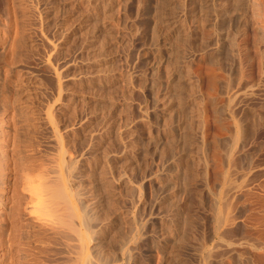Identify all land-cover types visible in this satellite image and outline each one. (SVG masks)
I'll return each mask as SVG.
<instances>
[{
    "label": "rangeland",
    "instance_id": "1",
    "mask_svg": "<svg viewBox=\"0 0 264 264\" xmlns=\"http://www.w3.org/2000/svg\"><path fill=\"white\" fill-rule=\"evenodd\" d=\"M49 1L50 0H0V50H1L0 51V59L2 60V61H0V129H1V132L3 133V135L5 134L6 130H8V129L10 130L11 134L12 133L14 134L13 136L15 138V144H17V145H15V149L19 150V151L22 149L21 150L22 152L20 151V153H18L19 151H16L18 153V156L16 153L17 158L19 157L20 159L21 158L24 159L26 157V159H24V160L28 161L30 159L29 161L30 162L32 161V164L34 163L33 161H35V163H34L35 165H37L38 163L41 162L42 164H45L44 166L43 165L42 166L44 168L46 167L45 169L47 170V172L50 171L48 173H51L52 171L55 172L56 169H58L60 167L59 168L60 170L56 171V172H58V175H56L57 174L56 172H55L56 173L55 175L56 176L60 175L61 178H63V180H65V182H69V184L72 186V187L70 186L71 190L74 188L72 190V192H73L72 201L74 203L73 206L75 205L74 209L78 206V208H76L75 215H74L75 216L74 219L76 218L74 220V223H75L74 225L78 226V227H75L76 230H78V233H81V235L84 234L83 236H81V235L80 236L81 237L86 236L84 238L87 239V241H88V237H89L88 234H90L89 233L90 229H91V231L93 229H95L94 230L95 232L98 231L97 229L100 226L99 225L101 223L100 221H104V219L107 218V221L109 220L110 222H112V221L115 222L114 226L116 228H118V229H116V232H118V233H116V232L115 233L120 235V238L125 237L124 234H128V231H130V233L135 231V233H136L137 231L140 232V230H142L143 228L144 229L142 232H140V233L137 232L136 234L141 235V236H145L146 233H143V232L147 231V235H148L149 234L148 230H151V231L153 230L152 233L154 235H156V234L158 235V232H161V233L167 232L169 234L170 233L173 234V237H175L176 235L179 236V234L184 233V230H182V229L185 226L184 224H186L187 218L192 219V217H193L195 220L197 219L196 220L197 222H199V223H197L194 220V226L197 225V228L195 227L196 229H194V231L196 232L197 230H199L195 233V236L198 234L199 236H196V237L203 236L202 237L203 239L199 238L200 240L201 239L202 240L200 241L198 239L199 240L198 241L195 238L193 240L187 239V237L185 235H183L182 238H180L181 236L180 237L176 236L177 238H173L174 239L173 242H174V245H175V243H177L179 245L176 244L177 246L175 245L174 247L175 248L177 247V249H179V250L182 249V251L180 250L181 253L179 250L176 249L175 252L177 251L176 252L177 254L175 253L173 255V253H170L172 255V256H170V254L168 253L166 255L167 260H168V258H170V260H168V262L166 261L165 256L161 257V262H162V264H166L165 261L167 262V264H169V263L171 264L172 262H174L175 264H178L177 260L178 259L180 260V258H181V261H183V263L186 261V264L187 263L188 264H192V263L196 264L197 263L196 262L197 259L195 258L196 254H195V256H193V255H194V252L198 253L199 250L201 249L200 247H202V246L199 244H202L204 242L205 244L208 245V247H212L218 241V237L214 234V230H213L214 229V227H213L214 226L213 215L215 216V213H214L215 212V205L219 204V206H221V205L223 206L224 203L221 204V202H227V203L232 202V204H233L234 201H237L239 203L234 202V207L232 209H230L233 212L232 214L235 216V219H236L235 223H237L238 226H240L242 224V220H244V219H247L250 221L252 219L254 220V218H252V217H255L257 220V216H259V215L253 216L252 213L254 211L256 213L258 212L257 214H260V216L258 217V222L260 224V219L264 217V214L261 215V212H264L263 211L264 205L262 203V202H264V196L263 197L261 196L262 199H261V197H259L260 199L258 198V195L260 196L261 194L262 195L264 194L263 193L264 192V125H263L264 121L263 122H261L262 120L258 121V123L259 122L262 123L261 124L262 126L260 125V123L256 124L259 127L261 126V128L257 127L255 129V131L258 129V131H257L258 133L255 131L253 133V135H255V137L251 136L250 139H249V137H248V139L247 138L245 139L244 137H238V139H235L233 141L232 134L238 129V122L233 121L232 117H235V115H236V117L239 118V116L243 113V110L245 112L247 109H248L247 110L248 112L253 113V114L255 113V116L257 115L256 111H257V113H258V111L264 112V69H263L264 58L259 57V53L264 47V45H263L264 44V36L262 37V40H261L259 38V31H258L259 26H262L264 28V0H257L259 2V6L256 9H254V12H253V10L252 11L250 10L249 6H247L249 13H248V18H247L246 29H245L244 33H240L236 37L237 43H242L243 41L246 42L247 49H248L247 51L249 52V56L252 58V60L245 63L239 69L237 56H234V57L227 56L225 62L222 63V65H221L222 68H220L218 71H216L217 76L219 78V82H218V85L216 86V88L214 90H211L212 91L211 94L214 95L213 102L208 101V98L205 95L206 90L208 92L210 90L206 89L207 88L206 82L201 79L204 75V72H203V74H201L202 77L200 79L202 80V82H201V80L198 81V87H197L198 93H196L197 91L195 90L196 92L194 91L195 93L194 92L193 93L196 96H194V95L193 96L195 98L197 96L199 97V98L197 97L196 100L202 99V100H198V101H202V102H200L201 103L200 108H202V109H200V112H201L200 117H199L200 119L199 118L196 119V121L194 122L195 123L194 126L197 124L196 125L197 127H195L196 133H197L196 128H198V131H201L203 134L201 132H199V134H196L194 132L193 143H192L194 145V146H192L193 148H190L189 146L187 147V145H189V144H188L187 139H186L187 138V136H186L187 130H184L185 129L184 127H186V129H187V126L184 125V123H186V122H183L184 116H186V110L184 108L176 107L177 110L174 111L175 108L173 110L171 109L172 112H171V110H168L167 111L168 114L165 113V115H163L164 117H166V119H165L163 116L157 117L155 115H151L150 113L154 107L152 105L150 106V104H146L144 102V99H141V98H143L142 96H144L143 95L144 92L139 91L141 89L139 88L140 86L138 87V85H139L138 83L141 80V73L140 72H142V70H143V67H141V64L143 62H145V64L148 63L147 62L148 58H147V54L145 53V46L142 44L139 46L136 44V41H135V38L137 37V35H136L137 31H138V29L140 30V27H141L139 25L140 23L135 25L134 24L135 22L134 23L131 22V20L134 19L133 21H135V19L138 16H140V12L143 13V11H142L143 8L141 7L142 5L140 4L141 2L139 3V2H137V0L134 1V3H135L134 11L130 15L131 20L129 19V21L131 22L130 23V29L127 30V28L125 27L124 19H123V13H122V9H121V0H115L114 5L115 4H117V5H115L112 9L108 8L109 6L107 5V0H103V1L102 0H62V2L64 1V3H62V6L64 7L66 5V8L65 7L63 8L62 13H56V14L51 11V7H50L51 4ZM194 1L195 0H193L192 2H194ZM215 1H218V0H215ZM220 1L222 2V0H219L218 3H220ZM244 1L245 0H243L242 2H244ZM105 2H106V5H105ZM187 3L189 5V7H186V9L191 10L193 5L190 3V0H187ZM63 4H65V5H63ZM246 5H247V3H246ZM64 9L66 10V12ZM67 13H68V15H67ZM69 13L71 16L69 15ZM109 13H111V15ZM136 13H138V14L136 15ZM63 14H66V15L63 16ZM61 15L63 18L61 17ZM53 16L56 18H54ZM67 17H68V19H67ZM73 17H75V18L73 19ZM142 17H143V15H142ZM76 18L77 19L79 18V19L77 20ZM65 19H67V21ZM70 21H72V22H70ZM73 21H76V22H73ZM63 22H67L69 25L71 23L73 25V27H72V25L68 26L69 29H71L70 35L72 37H69V39H67L65 41H64V39L62 40V38L60 37V36H62L61 34H63L62 32H64L63 28H60L63 25ZM80 22H82V23H80ZM193 22H194V20H192V18L190 16H188V23H190V25L193 26L194 25ZM58 25L59 26L61 25V26L59 27ZM138 26H140V27L137 28ZM143 27H144V25H143ZM143 27L140 30L141 32L143 30ZM135 28H137V29H135ZM59 31H61V32L59 33ZM130 32H132V34H133L132 36L130 35ZM223 32H224V29H223ZM128 33H129V35H128ZM109 34L112 35V37H110ZM223 37H224V34H223ZM70 39H71V41H70ZM222 40H223V38L220 39V41L218 43H216L210 47L216 46ZM133 41H134V43H133ZM127 42H129V44ZM223 43H225L224 40H223ZM126 45H128V46H126ZM2 46H4L5 48H3ZM7 47H9V49ZM2 49H3V51H2ZM5 52H6V54H3ZM198 57L199 56L195 57V59L192 62L191 67L194 71L193 74L196 72L197 75H200L199 73L202 72V69H203V71H205V69L203 66L204 65L203 62ZM3 59H5V60H3ZM261 60H262V65H260ZM145 64H144V66H145ZM202 66H203V68H201ZM98 67H100V68H98ZM207 68H209V67H207ZM237 69H239V70H237ZM198 70H199V72L197 73ZM237 71L240 72L239 78L237 76L239 72H237ZM124 72H126V74L130 73L128 75L129 76L131 75L130 81L132 80V84L134 85L133 87H131L132 84H130L131 82L129 81L130 85L128 84L129 88H127V86L124 82V79H123L124 78L123 76L126 75V74H124ZM236 72H237V74H236ZM114 75H116V76H114ZM68 76L69 77L75 76L74 78H77L78 82L80 81L81 83H83V84H81L79 82L80 85L82 86V92H83L82 95L84 94L83 96L80 95L78 97H75V96L69 94V90H65V88L67 86L68 87L66 89H68L69 86L71 87V85H72L66 81ZM118 76L120 77V79L118 78ZM65 77H66V79H65ZM83 77H84V79H83ZM107 77H109V78H107ZM111 77H112V79H111ZM139 77H140V80H139ZM80 78H81V80H80ZM109 80H110V82H109ZM111 80L112 81L115 80L117 82L118 91L116 90L117 88H115V86L112 84ZM133 81H134V83H133ZM65 83H66V85H65ZM18 85L20 87L22 86L21 87L22 91L25 93L24 94L25 96H27V97L29 96L28 98L25 97L24 95H23L24 96L23 97L21 94L19 95V93H17L18 89L16 90L15 88ZM13 86H14V89H12ZM5 87H6V89H5ZM83 87H85V88H83ZM124 87L126 88V90ZM119 88H120V92H123V93L119 92ZM132 88H133V90H132ZM83 89H85L86 91ZM113 90L114 91L116 90V91L114 92ZM127 90H129V91L127 92ZM200 90L202 91V93L204 95L200 92ZM14 91H16L15 93L17 95H15ZM84 91H85V93H84ZM109 92H111V93L109 94ZM199 92H200V94H199ZM208 92H206V94ZM92 93H94V94H92ZM115 93H117V94H115ZM126 94L128 96H125ZM13 95H15V96H13ZM90 95H92V96L90 97ZM17 96H19V98ZM201 96H203V97L201 98ZM72 97H74V98H72ZM80 97H82V98H80ZM16 98H18L19 100ZM76 98H78V100ZM111 98H113V99H111ZM127 98H128V100H127ZM24 99H27V100L25 101ZM80 99H82L83 101L85 100V101L82 102V100H80ZM139 99H141V102H143L142 104H141ZM108 100H109V102H108ZM209 100H211V99H209ZM127 101H128V103H127ZM13 102L14 103L18 102L19 104L15 103L13 105L12 104ZM64 102H66V103H64ZM91 102H92V104H91ZM111 102H113V103H111ZM70 103H71V105H70ZM114 103L119 105V106L116 107L117 105L116 106L112 105ZM144 103L146 106L148 105L147 106L148 110H149V108H151V110L148 111L146 106L144 105ZM68 104H69V106H68ZM93 104H94V106L92 107ZM57 105L59 108H57ZM110 107L113 108V109L111 108L112 111L113 110H115V111L112 112L111 109H109ZM141 107H143L144 110L141 109ZM20 108H21V110H20ZM115 108L118 110H116ZM121 108H123V110H125V111H123ZM241 108L242 109L244 108V109L240 111ZM251 108L253 109V112H251L252 111ZM61 109H62V111H61ZM178 109H181V110H178ZM237 109L239 111V112L237 111L238 115L236 114ZM262 109H263V111H262ZM17 110H19V112L22 111L21 114ZM55 110L57 111L56 112L57 115L55 114ZM121 110H122V112H120ZM145 110H147L148 113ZM220 110H221V112H223V113H221L222 116L224 117L223 120L222 119L219 120V118L217 119L218 112H220ZM176 111H177V113H175ZM183 111H184V113H182ZM60 112H61V114H60ZM141 112H143L142 116L144 115L145 118L147 115L150 116L147 118L148 120L146 119V121H145L147 124L144 123L145 119H143L144 117L142 118V116L140 114ZM246 112L243 113L242 115L244 116V114H246ZM248 112H247V114H249ZM22 113H23V115H22ZM170 113H171V115H170ZM113 114H119L116 116L120 117V124H119L118 135H117V138H118L120 143L118 142V140H117V142L119 144L118 143L116 144V141L113 139L114 137H113L112 133L110 132L111 124H112L113 118L115 117V115H113ZM180 114H181V116H180ZM253 114H251V115H253ZM110 115H112V116H110ZM169 115L171 117H172V115H175V118L172 119L173 118L172 117L170 119ZM176 116L178 118H176ZM215 116H217V117H215ZM154 117H156V119H158V118L159 119L158 120L155 119L156 121L154 120V122L150 121V120L154 119ZM61 118H64V119L66 118L65 119L66 121L67 120L69 121L70 120L69 118H71V120H70L71 122L67 121V123L69 124L67 127L64 128L60 125V124H62V122H60V121L64 120ZM48 119H50V120H48ZM161 119H163L165 121V122L163 121L164 123H162V124L160 123ZM182 119H183V121H182ZM110 120H111V122H109ZM221 120H222V122H221ZM50 121L52 124L50 123ZM148 121H150V122H148ZM108 122H109V124H108ZM161 122H162V120H161ZM47 123H48V125H47ZM54 123H56V125ZM122 123L124 126H122ZM151 123H153V124L157 123V125H153ZM166 123H167V125H166ZM152 125L156 126V127L158 125L159 126L156 128V127H153ZM14 126H16L17 128H15ZM24 127H26V128H24ZM61 128L62 129L64 128V129L62 130ZM12 129H14V130H12ZM128 129H129V131H128ZM149 129H151V130H149ZM30 130H33V131L31 132ZM3 131H5V132H3ZM51 131H53V132H51ZM54 131H56V133ZM64 131H65V135H64ZM176 131H177V133H176ZM230 131H232L233 133L231 134ZM29 132H31L32 134L31 133L29 134ZM74 132H75V134H74ZM124 132L127 134H125ZM156 132H158L162 138H160V136ZM204 132L207 135H204ZM183 133H185V134H183ZM18 134H20V136ZM102 134H103V136H102ZM67 135H69V136H67ZM126 135H128V136H126ZM153 135L154 136L158 135V136L154 137ZM201 135L202 136L204 135L203 138H201ZM213 135L215 138H217V140L212 141L214 139V137H212ZM230 135H231V137H230ZM78 136H80V137H78ZM194 136L196 139L194 138ZM19 137H22V138H19ZM103 137H106V138H103ZM252 137L255 138V140L252 139ZM82 138H84V139H82ZM108 138H109V140H108ZM240 138L245 139V140L243 139V143H242ZM21 139H23L22 141H24V142H22ZM54 139L57 141V143H55L56 141ZM112 139L114 140V142H112L113 141ZM229 139H232V140H229ZM151 140L154 141V145L157 143L156 147L153 146ZM156 140H158L160 142L155 143ZM171 140H173V141L171 142ZM226 140L228 142H230V144L228 142H224ZM16 141H17V143H16ZM71 141H73L74 143ZM168 141H169V143L167 144ZM217 141L218 142L222 141V142L217 143ZM161 142H162V147H161ZM213 142L215 143V146H214ZM125 143L128 145H126ZM224 143H225V145H224ZM226 143H228L230 146ZM233 143L234 144L236 143L235 146L233 145ZM238 143H240L242 145L240 146V144H238ZM21 144L25 147L21 146ZM26 144H28L30 146H28ZM91 144H93V145H91ZM196 144L201 146V150L204 149V151H202V153L200 152V150H199V153H197V155H199L201 157L200 158L201 165L204 163L202 166L200 165V167L198 169L202 168V171L200 170V172H203V173L206 172V173L205 174L201 173L202 177L199 179H197L196 178L197 176H196L195 178L197 180L193 179V180H195L194 182H197L196 186H195L194 182H191V184L189 182H187L188 180H187V174H186L185 168H187V166H188L187 164L190 163L189 162V159L191 157V156H189V153H191L190 150L196 149V148H194L196 146ZM203 144H205V145H203ZM142 145L144 146V148L141 147ZM166 145H168V146H166ZM217 145L218 146L220 145L219 148L222 147V149H219L218 147H216ZM145 146H146V148H145ZM159 146H160V149H159ZM223 146H224V148H223ZM228 146L234 147V148L231 150L232 152H231L230 157L227 158V156L225 155V153L227 151H224V149H226V150L229 149ZM106 147H108V148H106ZM124 147H125V149H123ZM205 147H206V152H205ZM210 147H212V148H210ZM236 147H237V149H236ZM19 148H21V149H19ZM37 148H38V150L40 149V152H38ZM64 148H65V151H64ZM2 149L0 148V151ZM24 149L25 150L27 149V150L24 151ZM29 149H31V150L33 149V150L31 151ZM34 149H35V151H34ZM152 149H153V151L151 152ZM216 149H219V150H216ZM165 150H166V153H165ZM215 150H216V153L212 152ZM220 150L221 151L223 150V151L220 152ZM127 151H128V153H127ZM147 151H148V153H147ZM194 151H192L193 152L192 154L195 153V155H196V152H194ZM33 152H35V153H33ZM97 152L99 153V156H98ZM217 152H219L223 155V156H221V155L217 156V158H219V159L214 158V157H216L214 154L217 155L218 154ZM53 153H55V154H53ZM56 153H57L58 157L56 156ZM106 153H108V154L110 153V154L106 155ZM149 153H151V154H149ZM39 154L41 155V157ZM100 154H102V155H100ZM129 154L131 157H134V159H135V161H134L135 164H132L133 166H129L127 164V162H125V161H127V159H129ZM143 154H145V155H143ZM192 154H190V155H192ZM205 154L207 156H204ZM21 155L24 157H22ZM232 155H233V157H232ZM1 156L2 155H0V157ZM210 156H213V158ZM224 156H226V157H224ZM27 157H30V158L27 159ZM97 157L100 160H98ZM102 157H103L104 161H101ZM187 157H189V158H187ZM208 157H209V159H208ZM220 157H221V160H220ZM35 158H36V160H34ZM38 158H41V160H43V159L44 160L47 159V160L41 161ZM51 158H53L56 162ZM61 158H62V161H60ZM225 158H227V159H225ZM37 159L40 161H38ZM66 159H67V161H66ZM191 159H192V157H191ZM202 159H203V161H202ZM231 159H233V161ZM17 160H19V159H17ZM50 161H51V163H50ZM69 161H71V162L73 161L72 162L73 164L71 162L69 163ZM102 162L105 164H103ZM17 163H19V161H17ZM64 163H65V165H64ZM118 163L120 165H122V164L124 165V166L122 165L123 166L122 171H124V172H121V173L123 175L122 176L123 182L124 181L125 182L121 183V185L118 184L115 173L110 172V171H115L116 167L120 166V165L115 166ZM214 163H215V165H214ZM49 164H50V166H49ZM95 164H96V167H95ZM99 164H100V166H99ZM139 165H140V167H139ZM204 165H206V167H204ZM51 166H52V169H51ZM85 166H86V168H85ZM67 167H69V168H67ZM221 167H222L223 171H224V169H226L228 171V173H229L228 177L231 178L232 183H229L230 181H228V182L225 181L226 183L222 184V181L221 182L218 181V179L221 177L220 176V170H221L220 168ZM53 168L54 169L56 168V169L54 170ZM65 168H66V171H65ZM129 169L132 171H130ZM8 170H7V168L6 169L0 168V178L3 177V175H6V174L12 175V173H14L13 175L16 176V177L14 176L15 179L16 180L18 179L19 181L18 180L17 181H18V183H20L21 179H20L19 174L17 173L18 168L16 167V169H14L16 171H14V170H10V167H9ZM125 170H126V172H125ZM63 171H65V172H63ZM99 171H100V173H99ZM143 171H144V173H143ZM217 172H218V174H217ZM91 173L93 176L90 175ZM51 174H53V173H51ZM88 174L90 176L89 179H92L94 176H96V177H94V179L90 180V183L92 184V182H93V185L98 183L94 187L92 185H91L92 187L90 186L89 179L87 176ZM201 174H199L198 177H200ZM69 175H70V177H69ZM97 175H98V179L100 181L97 179ZM217 175H219V176H217ZM75 176H77V178H75ZM131 176H132V178H131ZM168 176H171V177H168ZM148 178H150V179H148ZM145 179H147V180H145ZM170 179H171V181H170ZM184 179H186V180L184 181ZM70 180H71V182L73 181L75 183H73V182L71 183ZM84 180L86 182H84ZM153 180H154V182H153ZM99 182H101V183H99ZM129 182H131V183H129ZM160 182H165V183H167L168 186L165 183L164 184L166 186ZM168 182L170 185L168 184ZM142 183H144L145 185ZM147 183L148 184L151 183L152 185L151 184L148 185ZM88 184H89V186H87ZM186 184H188L189 187H186V186H188ZM227 184L229 185V187H227L228 186ZM238 184L241 185L240 188H242V189H240L239 186L238 187L236 186ZM251 184L254 185L255 188ZM190 185H193L195 187H197V185H198V187H197L198 189L193 187V186H190ZM255 185L258 187H256ZM75 186H76V188H75ZM170 186H172V187L175 186L174 188L171 187L173 189V192H172ZM234 186H236L235 188H237V190L238 189L239 190L237 191L236 189H234ZM1 187L2 186L0 184V189H1ZM101 187L102 188L105 187V189H102ZM151 187H152V190L155 189L154 190L155 192L151 190ZM245 187L247 190L243 189ZM251 187L254 189H252ZM95 188H97V190ZM169 188H170V190H169ZM194 188L196 189V191H194ZM199 188L200 189L202 188L200 193H199ZM224 188L226 191L223 190ZM75 189L77 190V193H76ZM118 189H120V190H118ZM187 189H189V190H187ZM192 189H193V191H192ZM248 189L249 190L251 189L254 193L259 192L260 194L255 193L257 195L256 197H254L255 195L253 196V194H251L253 196V198H256V199H252L251 198L252 196L250 195L251 192H249ZM68 190L70 191V189H68ZM207 190H209V193H207L208 192ZM210 190H212V191L214 190V191L212 192ZM107 191L111 196L107 193ZM219 191H220V193H219ZM232 191L234 193V196H232L233 195ZM234 191H236V193ZM246 191H248V192H246ZM74 192L76 194H74ZM103 192H104V194H103ZM139 192L141 193L140 195H139ZM147 192L153 193V195L149 193L152 196V200H151V197H149ZM191 192H193V195ZM196 192L199 193V195ZM215 192H218V196L216 195L217 193H215ZM245 192L248 193V196H251V197L246 198V199L242 198L243 196L245 197V194H244ZM78 193H80V194H78ZM97 193L98 194L100 193L101 196L98 195ZM112 193L115 195H113ZM212 193H214V194H212ZM240 194H242L241 199H244V201L241 199H240L241 201L236 199L237 196H235V195H240ZM79 195H81V196H79ZM191 195L194 198H192ZM74 196L76 197V199ZM146 196L149 198H147ZM200 196L202 197V200H201ZM213 196L217 200V201L215 200L216 202L214 201ZM65 197H69V195L65 196ZM90 197H91V200H93V198H94L93 201H95L97 203L96 204L97 207L92 206V208H91L89 206H86V209L88 208L86 210L85 206L83 207L82 205H85V204L87 205V202L90 203L91 200L90 199L87 200ZM195 197H197L196 200L198 199L197 200L198 202L195 200ZM199 197H200V199H199ZM218 198H219V200H218ZM59 199L66 200V199H64V196L62 198L60 197ZM77 199L79 200V202H76V201H78ZM247 199L251 200V202H249ZM200 200L203 201V203H200L201 202ZM259 200H261V201L263 200V201L259 202ZM66 201L63 204V203H61L62 201L60 202V200H59L58 201L59 206L62 208L63 207L65 208L66 207ZM81 201L82 202L84 201V202L82 203ZM245 201L249 202L250 204L245 203ZM243 202L245 203V206L243 205L244 204ZM257 202H259V203H257ZM2 204H5V205H2ZM2 204L0 203V211L3 210L2 211L3 213H2V215L0 214V216L7 214V211H9V208H7V207L10 206L9 204H11V203L10 202L4 203L2 201ZM200 204H202V206ZM238 204H239V206H238ZM246 204L247 205L249 204V207H247ZM158 205H159V207H158ZM240 205H242L241 207H243V208H241ZM250 205H253L255 207H253V206L250 207ZM258 205H259V207H258ZM262 205H263V207H261ZM154 206H157V207H154ZM235 206H237V207H235ZM256 206L258 207L257 209H256ZM245 207H247V208H245ZM246 209H247V211H249L248 209L253 210V211H249V215L248 214L246 215V213H248L247 211H245ZM258 209L259 210L262 209V211H260V213H259ZM91 211H93V212H91ZM250 212H252V213L250 214ZM256 213H253V214H256ZM85 215H86V217H84ZM111 215H112V217H111ZM28 217L29 216L26 214L25 215H23V214L19 215L18 218L16 219V221H18L17 222L18 227L16 226L17 228L13 231L14 234L11 233L10 235H6L5 241H7V242H4V244L2 243V245H0V253L1 254H2V252L4 253L5 251H8V253L5 252V253H7L6 259H4L3 257L0 258V264H74V262H76V264H79V263L81 264V262H79V261H81V258L79 257L80 260L77 259L78 258L77 254L81 255V251L78 250V248L75 249V247L77 245H75V246L71 245L70 246V243L72 244L73 241H75V239L73 241H71L72 236L69 235L71 233L73 234V232L69 231L68 228L67 229L65 228V231L68 230L71 233L68 232L66 234V232H65L66 235H63L64 233H60V232H64L62 229H64L65 225H63V226H61L62 228L60 227L61 231L59 230L60 232L58 231L59 232V234H58L57 233L58 229L54 231V229L52 230L48 226H45L44 229L41 226H40L41 227L40 228L39 226H36L37 223L35 225L33 223V221L29 220L30 217L29 218ZM77 217H79V218H77ZM104 217H106V218H104ZM154 218L155 219L157 218L156 220L161 222V223H159L160 226H157V228L155 227L156 228L155 230L151 227V222H152L151 220H153ZM25 220L27 222L29 221V223H27ZM116 220H117V222H116ZM261 221H262L261 223L263 224L264 220L261 219ZM251 222H253V221H251ZM25 223L28 225L26 226ZM31 223H33V224H31ZM83 223H84V225L87 224V227L89 228V230L87 227H86L87 229L85 228ZM182 223H183V225H182ZM164 224H165V226H163ZM259 224H258L257 232L255 231V229H254V232H252L253 229L250 230V235H249L250 237L252 235H255L252 237H256L255 233L258 234L260 231L259 226L261 227V229H262V227H264V225L261 224L262 225L261 226ZM133 225H135V227ZM181 225L183 227H181ZM30 226H31V228L35 227V228H33L34 230L33 229L31 230ZM131 226H133V229ZM140 226L142 227L141 229L139 228ZM47 227H48V229H47L48 231L46 232ZM119 227H121V228H119ZM136 228H138L137 231L134 230ZM150 228H152V229H150ZM161 228H162V231H161ZM166 228H169V230ZM82 229H83V231H82ZM84 229H86L87 232ZM131 229H132V231H131ZM170 229H171V231H170ZM49 230L51 232H49ZM79 230H80V232H79ZM163 230H165V231H163ZM177 230L178 231L181 230V231H179L181 233L178 232L179 233L178 234ZM262 230H264V229H262ZM36 231H37V233H36ZM83 232H85V233H83ZM92 233L93 232H91V234ZM141 233H143V234H141ZM152 233H150V234H152ZM12 234L15 237H13ZM85 234H87V235H85ZM201 234H204V235H201ZM38 235L39 236L41 235V236L38 237ZM121 235H122V237H121ZM78 236H79V234H78ZM7 238L8 239L11 238V239L7 240ZM12 238H13V240H12ZM74 238L77 239L79 237H76L74 235ZM84 238H81L80 240H84L85 244L86 243L88 244L89 241L87 242ZM118 239H119V237H118ZM80 240L78 241L79 243H80ZM205 240L208 242H206ZM68 241H70V242H68ZM67 242H68V244H67ZM178 242H180V243H178ZM135 243L137 245L139 244L138 241L137 242L135 241ZM9 244H11V245H9ZM74 244H77V241H76V243H73V245ZM85 244H82V245H85ZM210 244H212V246H209ZM137 245L134 244V241H133V243L132 242L129 243V246H131L130 248H132V251H130V248H129L130 254L132 253L134 255L133 257H131V258H133L131 260H133V261L136 260L135 262H137V264H138V262H140V259H141V262L143 264H145V263L147 264L148 258L150 259L149 264H151V263L153 264L154 260L151 261V257H154L152 259H155L157 257H158L157 259H160L159 256H157L158 254L156 252H151L152 249L150 248L149 245H147V246H145L146 248L143 246L145 248L144 251H148V252H150V254L147 252V254H148V257H147V256H145L146 252H144L145 255H143L144 254L143 252L142 253L140 252L138 255L139 256L141 255L142 257L140 256L141 258H139V256H138V258H139V261H138V258L135 255H137L136 253L141 251L143 249V247L140 246V244L138 246ZM69 246L71 248L74 247V249L73 248L72 249L74 251L78 250L79 252L76 254V251L75 252L73 250L70 251ZM136 246H137V248H139V247H142V248H139V250H138L136 248ZM77 247H79V246H77ZM80 247H83V246H80ZM134 248H135V250H133ZM99 249H100V251H99ZM116 249L114 247H112L109 243L108 244L104 243V245L100 244L98 246L97 251L94 250L93 252H91L88 249L87 250H88V252L93 253V254L89 253L90 255L95 256V258L98 257L97 260H99L98 261L99 263H100L101 259L105 258V260L107 259L106 261H109L110 258L112 260L114 258L115 259L114 263L125 264L127 262L126 264H130L131 262L128 263V261H126V259L124 260L123 257L121 258V256L119 255L120 253L118 252L119 250L115 251ZM187 249H188V252H187ZM24 250L26 251V253ZM95 251H96V253H95ZM69 252H70V254H69ZM191 252H193L192 257L196 260L192 259L191 255H190ZM74 253H75V255H73ZM100 253H102V255ZM1 254H0V257L2 256ZM151 254H152V256L150 257ZM153 254H154V256H153ZM99 255H101V257ZM107 255H108V257H107ZM111 255H112V257H111ZM155 255H156V257H155ZM74 256L77 258H75ZM143 256H145V257H143ZM180 256H182V257H180ZM184 256H186L187 258L182 259ZM188 256H190V257H188ZM243 256L240 258V260L244 261L245 256H244V259H243ZM118 257H119V259H118ZM95 258H94V260L97 261ZM143 258H144V262H143ZM145 258H147V259H145ZM188 258H190V260ZM232 258H233V260L238 259L236 257V255L231 256L229 259L232 260ZM75 259L78 261H76ZM117 259H118V261L116 262ZM171 259H174L177 262H175ZM231 260H230V262H231ZM72 261H74V262L71 263ZM155 262L156 261H154V264L157 263V262L156 263ZM161 262H159V263L161 264ZM214 262H213V264H214ZM159 263H157V264H159ZM82 264H83V261H82ZM132 264H135V263L133 262Z\"/></svg>",
    "mask_w": 264,
    "mask_h": 264
},
{
    "label": "bare ground",
    "instance_id": "2",
    "mask_svg": "<svg viewBox=\"0 0 264 264\" xmlns=\"http://www.w3.org/2000/svg\"><path fill=\"white\" fill-rule=\"evenodd\" d=\"M103 1V0H102ZM115 0H107V5L109 6L108 8H110V9H112L115 5H117V4H115L114 5V2ZM134 1H136V0H121V9H122V13H123V19H124V23H125V27L127 28V30H129L130 29V23L131 22H135L134 24L136 25V24H139L140 26H138L137 28H139L140 27V30L142 29V27H143V25H144V27H143V30H142V32L138 29V31H137V37L135 38V41H136V44L137 45H144L145 46V53L147 54V62L148 63H146L145 64V62H143L142 64H141V67H143V70H142V72H140L141 73V80H140V77H139V85H138V87L141 89V90H139V91H141V92H144L143 93V95L144 96H142L143 98H141V99H144V102L146 103V104H150V106L152 105L154 108L152 109V111H151V115H155V116H157V117H161V116H163V115H165V113L166 114H168L167 113V111L168 110H173L174 108V111L175 110H177V108L176 107H182V108H184L185 110H186V116H184V121H183V119H182V121L183 122H186V123H184V125L185 126H187V129H186V127H184L183 129L184 130H187V134H186V136H187V142H188V144L189 145H187V147L189 146L190 148H193L192 146H194L192 143H193V135H194V132H195V127H197L196 125L194 126V122L196 121V119H198L199 117H200V114H201V112H200V109H202V108H200V102H202V101H198V100H202V99H198V100H196L197 99V97L195 98L194 96H196V95H194V93L198 90L197 89V87H198V81L199 80H204L205 82H206V86H207V88L206 89H208V90H210L209 92L206 90V92H208L207 94H206V92H205V95H206V97L208 98V101H212L213 102V100H214V95L213 94H211L212 93V91L211 90H214L215 88H216V86L218 85V82H219V78H218V76H217V72L216 71H218L220 68H222V63H224L225 62V60H226V58H227V56H231V57H234V56H237V60H238V68L240 69V67H242L245 63H247V62H249V61H251L252 60V58L249 56V52L247 51L248 49H247V44H246V42L245 41H243L242 43H237V41H236V37H237V35L238 34H240V33H244V31H245V29H246V25H247V18H248V9H247V6H249V8H250V10L252 11L253 10V12H254V9H256L258 6H259V2L257 1V0H245L244 2H242L243 0H222V2L220 1V3H218V1H215V0H195L194 2H192L193 0H190V3L193 5V7L191 8V10L189 9H186V7H189V5H188V3H187V0H137V2H141L140 4L142 5L141 7L143 8L142 9V11H143V13H141L140 12V16H138L136 19H135V21H133V20H131V17H130V15L132 14V12L134 11V5H135V3H134ZM247 1V2H246ZM50 2V7H51V11L53 12V13H62L63 12V8L65 7L66 8V5L65 4H63V5H65L64 7L62 6V3H64V1L62 2V0H50L49 1ZM218 3V4H217ZM246 3H247V5H246ZM105 5H106V2H105ZM104 5V6H105ZM246 5V6H245ZM117 7V6H116ZM65 10V9H64ZM50 12V11H49ZM65 12H66V10H65ZM64 12V13H65ZM72 12V11H71ZM108 12V11H107ZM73 13V12H72ZM71 13V14H72ZM110 15H111V13H109ZM113 14V13H112ZM138 13H136V15H137ZM254 14V13H253ZM66 14H63V16H65ZM67 15H68V13H67ZM69 15H70V13H69ZM142 15H143V17H142ZM71 16V15H70ZM76 16V15H75ZM114 16V15H113ZM188 16H190L191 18H192V20H194V25L192 26V25H190V23H188ZM54 17V16H53ZM58 17V16H57ZM61 17H62V15H61ZM77 17V16H76ZM54 18H56V17H54ZM63 18V17H62ZM65 18V17H64ZM75 17H73V19H74ZM67 19H68V17H67ZM67 19H65L66 21H67ZM71 19V18H70ZM77 19V18H76ZM79 19V18H78ZM77 19V20H78ZM129 19L131 20V22L129 21ZM61 20V19H60ZM72 20V19H71ZM63 21V20H62ZM69 21V20H68ZM61 22V21H60ZM70 22H72V21H70ZM73 22H76V21H73ZM62 23V22H61ZM78 23V22H77ZM80 23H82V22H80ZM79 23V24H80ZM67 22H63V25L60 27L59 25V27L60 28H63V31L64 32H62L63 34H61L62 36H60L61 38H62V40L64 39V41L65 40H67V39H69V37H72L71 35H70V31H71V29H69V27L68 26H71L72 24L70 23V25L68 24ZM133 24V25H134ZM58 27V28H59ZM72 27H73V25H72ZM79 27V26H78ZM136 27V26H135ZM137 28H135V29H137ZM79 29V28H78ZM223 29H224V32H223ZM81 30V29H80ZM62 31V30H61ZM61 31H59V33L61 32ZM258 31H259V38L262 40V37L264 36V28L262 27V26H259L258 27ZM129 32V31H128ZM73 33V32H72ZM76 33V32H75ZM134 33V32H133ZM136 33V32H135ZM223 34H224V37H223ZM73 35V34H72ZM110 35V34H109ZM128 35H129V33H128ZM130 35L132 36L133 34H132V32H130ZM108 37V36H107ZM110 37H112V35H110ZM59 38V37H58ZM109 38V37H108ZM129 38V37H128ZM223 38V40H224V42L225 43H223V40L219 43V44H217L216 46H214V47H210V46H212V45H214V44H216V43H218L219 41H220V39H222ZM111 40V39H110ZM59 41V40H58ZM57 41V42H58ZM70 41H71V39H70ZM60 42V41H59ZM128 44H129V42H127ZM126 43V44H127ZM133 43H134V41H133ZM9 44V43H8ZM62 44V43H61ZM64 44V43H63ZM67 44V43H66ZM59 45V44H58ZM264 45V44H263ZM61 46V45H60ZM126 46H128V45H126ZM136 46V45H135ZM3 48H5L4 46H2ZM62 47V46H61ZM8 49H9V47H7ZM61 49V48H60ZM7 50V49H6ZM1 51V50H0ZM2 51H3V49H2ZM5 51V50H4ZM2 54V53H1ZM3 54H6V52L5 53H3ZM196 56H199L198 58H200V60L203 62V66H204V69H205V71H203V69H202V72L201 73H199L200 75H197L196 74V72L193 74V69H192V67H191V65H192V62H193V60L195 59V57ZM259 57L260 58H264V47H263V49L260 51V53H259ZM2 58V57H1ZM3 60H5V59H3ZM0 61H2L1 59H0ZM144 64H145V66H144ZM260 65H262V60H261V64ZM203 66L201 67V68H203ZM101 67V66H100ZM100 67H98V68H100ZM109 67V66H108ZM207 67H209V68H207ZM105 68V67H104ZM108 69V68H107ZM239 69H237V70H239ZM263 69H264V64H263ZM2 70V69H1ZM201 70V69H200ZM100 71V70H99ZM107 71V70H106ZM199 72V70L197 71V73ZM203 72H204V75H203V77H202V75L201 74H203ZM237 72H239V71H237ZM237 72H236V74H237ZM106 73V72H105ZM78 74V73H77ZM110 74V73H109ZM115 74V73H114ZM124 74H126V72H124ZM128 74H130V73H127L125 76H121L123 79H124V82H125V84H126V86H127V88H129V86H128V84H129V81H130V76L128 75ZM196 74V75H195ZM5 75V74H4ZM74 75V74H73ZM106 75V74H105ZM119 75V74H118ZM140 75V74H139ZM240 75V72L238 73V78L240 77L239 76ZM114 76H116V75H114ZM196 76V77H195ZM5 77V76H4ZM75 77V76H74ZM74 77H69L68 76V78H67V82L68 83H70V84H72L71 85V87L69 86V88L68 89H66L65 88V90H69V94H71V95H73V96H75V97H78V96H80V95H82V86L80 85V83L77 81V78H74ZM202 77V78H201ZM107 78H109V77H107ZM114 78V77H113ZM118 78L120 79V77L118 76ZM132 78V77H131ZM193 78V79H192ZM201 78V79H200ZM65 79H66V77H65ZM83 79H84V77H83ZM86 79V78H85ZM111 79H112V77H111ZM116 79V78H115ZM80 80H81V78H80ZM202 80H201V82H202ZM16 81V80H15ZM19 81V80H18ZM65 81V82H66ZM112 81V80H111ZM79 84H78V83ZM109 82H110V80H109ZM119 82V81H118ZM123 82V83H124ZM131 83L130 84H132V80L130 81ZM11 83V82H10ZM24 83V82H23ZM107 83V82H106ZM133 83H134V81H133ZM22 84V83H21ZM26 84V83H25ZM24 84V85H25ZM81 84H83V83H81ZM97 84V83H96ZM112 84L115 86V88H117L118 86H117V82L115 81V80H113L112 81ZM129 84V85H130ZM65 85H66V83H65ZM95 85V84H94ZM122 85V84H121ZM85 86V85H84ZM112 86V85H111ZM125 86V87H126ZM134 85L132 84V86L131 87H133ZM22 87V86H21ZM19 85L18 86H16V90L18 89V91H17V93H19V95L21 94L22 96L25 94L23 91H22V88H21ZM124 87V88H125ZM83 88H85V87H83ZM113 88V87H112ZM5 89H6V87H5ZM12 89H14V86H13V88ZM27 89V88H26ZM25 89V90H26ZM111 89V88H110ZM4 90V89H3ZM83 90H85V89H83ZM117 91H118V88L116 89ZM115 90V91H116ZM125 90H126V88H125ZM124 90V91H125ZM130 90V89H129ZM129 90H127V92L129 91ZM132 90H133V88H132ZM131 90V91H132ZM196 90V91H195ZM7 91V90H6ZM10 91V90H9ZM86 91V90H85ZM85 91H84V93H85ZM93 91V90H92ZM91 91V92H92ZM111 91V90H110ZM114 91V90H113ZM114 91V92H115ZM195 91V92H194ZM16 91H14V93H15ZM26 92V91H25ZM119 92H120V88H119ZM194 92V93H193ZM200 92L202 93V91L200 90ZM200 92H199V94H200ZM111 92H109V94H110ZM118 93V92H117ZM117 93H115V94H117ZM120 93H123V92H120ZM193 93V94H192ZM196 93H198V91L196 92ZM27 94V93H26ZM89 94V93H88ZM87 94V95H88ZM92 94H94V93H92ZM114 94V95H115ZM203 94V93H202ZM201 94V95H202ZM9 95V94H8ZM7 95V96H8ZM15 95H17L16 93H15ZM15 95H13V96H15ZM28 95V94H27ZM67 95V94H66ZM84 95V94H83ZM82 95V96H83ZM123 95V94H122ZM194 95V96H193ZM204 95V94H203ZM25 96V95H24ZM23 96V97H24ZM92 95H90V97H91ZM110 96V95H109ZM125 96H128L127 94L125 95ZM18 98H19V96H17ZM25 97H27V96H25ZM29 97V96H28ZM27 97V98H28ZM66 97V96H65ZM71 97V96H70ZM203 96H201V98H202ZM15 98V97H14ZM18 98H16V99H18ZM21 98V97H20ZM72 98H74V97H72ZM80 98H82V97H80ZM85 98V97H84ZM89 98V97H88ZM126 98V97H125ZM199 98V97H198ZM77 100H78V98H76ZM111 99H113V98H111ZM124 99V98H123ZM141 99H139L140 100V102H141ZM204 99V98H203ZM209 99H211V100H209ZM9 100V99H8ZM19 100V99H18ZM25 101L27 100V99H24ZM69 100V99H68ZM67 100V101H68ZM72 100V99H71ZM80 100H82V99H80ZM79 100V101H80ZM127 100H128V98H127ZM5 101V100H4ZM21 101V100H20ZM70 101V100H69ZM75 101V100H74ZM85 101V100H84ZM83 100H82V102H84ZM87 101V100H86ZM116 101V100H115ZM121 101V100H120ZM19 102V101H18ZM18 102H15V103H18ZM22 102V101H21ZM76 102V101H75ZM81 102V103H82ZM88 102V101H87ZM108 102H109V100H108ZM114 102V101H113ZM113 102H111V103H113ZM119 102V101H118ZM139 102V103H140ZM211 102V103H212ZM3 103V102H2ZM14 102L12 103L13 105L15 104ZM24 103V102H23ZM64 103H66V102H64ZM63 103V104H64ZM72 103V102H71ZM71 103H70V105H71ZM80 103V104H81ZM89 103V102H88ZM87 103V104H88ZM117 103V102H116ZM127 103H128V101H127ZM143 102H141V104H142ZM145 103H144V105H145ZM19 104V103H18ZM56 104V103H55ZM60 104V103H59ZM58 104V105H59ZM91 104H92V102H91ZM90 104V105H91ZM110 104V103H109ZM11 105V104H10ZM58 105H57V108H59L58 107ZM112 105H114V106H116L117 104H112ZM203 105V104H202ZM17 106V105H16ZM19 106V105H18ZM24 106V105H23ZM68 106H69V104H68ZM84 106V105H83ZM87 106V105H86ZM94 106V104L92 105V107ZM109 106V105H108ZM111 106V105H110ZM119 105H117L116 107H118ZM123 106V105H122ZM125 106V105H124ZM146 106V105H145ZM148 106V105H147ZM147 106H146V108H147ZM20 107V106H19ZM56 107V106H55ZM98 107V106H97ZM113 107V106H112ZM112 107H110L109 109H111ZM140 107V106H139ZM8 108V107H7ZM6 108V109H7ZM14 108V107H13ZM108 108V107H107ZM128 108V107H127ZM145 108V107H144ZM5 109V110H6ZM24 109V108H23ZM22 109V110H23ZM93 109V108H92ZM95 109V108H94ZM113 109V108H112ZM112 109H111V111H112ZM116 109V108H115ZM122 110H123V108H121ZM126 109V108H125ZM129 109V108H128ZM141 109H143V107H141ZM140 109V110H141ZM244 109V108H243ZM242 108L240 109V111L241 110H243ZM252 109V108H251ZM250 109V110H251ZM14 110V109H13ZM20 110H21V108H20ZM26 110V109H25ZM96 110V109H95ZM116 110H118V109H116ZM122 110L120 111V112H122ZM144 110V109H143ZM147 110H148V108H147ZM147 110H145V111H147ZM149 110H151V108H149ZM148 110V111H149ZM172 110H171V112H172ZM178 110H181V109H178ZM248 110V109H247ZM246 110V111H247ZM18 112H19V110H17ZM60 111V110H59ZM61 111H62V109H61ZM89 111V110H88ZM92 111V110H91ZM115 110H113L112 112H114ZM123 111H125V110H123ZM127 111V110H126ZM148 111H147V113H148ZM235 111V110H234ZM233 111V112H234ZM238 111V109L236 110V112ZM245 111V112H246ZM262 111H263V109H262ZM22 112V111H21ZM21 112H19L20 114H21ZM56 110H55V114H56ZM111 112V113H112ZM117 112V111H116ZM115 112V113H116ZM128 112V111H127ZM170 112V111H169ZM239 112V111H238ZM238 112L236 113L237 115H238ZM244 112V110H243V113H245ZM248 112V111H247ZM247 112H246V114H244V116L241 114L240 116H239V118H237L236 117V115H235V117H232V119H233V121H237L238 122V129L233 133L232 131H230L231 132V134H232V138H233V141L235 140V139H238V137H244L245 139L247 138L248 139V137H249V139H250V137L251 136H254L255 137V135H253V133H254V131H255V129L257 128V127H259V126H257L256 124L258 123V121H261V122H263L264 121V112H259L258 111V113H257V111H256V116H255V113L253 114V113H250V112H248L249 114H247ZM251 112H253V109H252V111ZM64 113V112H63ZM145 113V112H144ZM174 113V112H173ZM175 113H177V111L175 112ZM174 113V114H175ZM182 113H184V111L182 112ZM221 113H223V112H221V110H220V112H218V117L217 116H215V117H217V119L219 118V120L220 119H224V117L222 116V114ZM232 113V112H231ZM235 113V112H234ZM233 113V114H234ZM241 113V112H240ZM239 113V114H240ZM52 114V113H51ZM60 114H61V112H60ZM124 114V113H123ZM141 114V116H142V114H143V112H141L140 113ZM146 114V113H145ZM251 114H253V115H251ZM22 115H23V113H22ZM57 115V114H56ZM113 115H115V117L113 118V121H112V124H111V129H110V132L112 133V135H113V139L116 141V144L119 142V140H118V138H117V135H118V128H119V124H120V117L119 116H116V115H119V114H113ZM122 115V114H121ZM128 115V114H127ZM170 115H171V113H170ZM169 115V116H170ZM176 115V114H175ZM175 115H172V117L170 116V119L172 118V119H174L175 118ZM179 115V114H178ZM177 115V116H178ZM184 115V114H183ZM231 115V114H230ZM110 116H112V115H110ZM123 116V115H122ZM146 116V115H145ZM176 116V118H178ZM180 116H181V114H180ZM202 116V115H201ZM242 116V117H241ZM51 117V116H50ZM125 117V116H124ZM144 117V115L142 116V118ZM148 117H150V116H146V118L144 117L143 119H145L144 120V123H146L145 121H146V119L148 118ZM153 117V116H152ZM164 117V116H163ZM183 117V116H182ZM229 117V116H228ZM24 118V117H23ZM54 118V117H53ZM52 118V119H53ZM57 118V117H56ZM55 118V119H56ZM67 118V117H66ZM65 118V119H66ZM141 118V119H142ZM165 119H166V117H164ZM169 118V117H168ZM180 118V117H179ZM231 118V117H230ZM229 118V119H230ZM25 119V118H24ZM61 119H64V118H61ZM62 120V121H60V122H62V124H60L62 127H67L69 124L67 123V121L66 120ZM70 120H71V118H69ZM156 119V117H154V119H152V120H150V121H152V122H154V120ZM159 119V118H158ZM158 119H156V120H158ZM200 119V118H199ZM48 120H50V119H48ZM69 120V121H70ZM131 120V119H130ZM148 120V119H147ZM155 120V121H156ZM161 120H162V122H161ZM160 120V123L162 124V123H164L165 121L163 120V119H161ZM177 120V119H176ZM186 120V121H185ZM222 120H221V122H222ZM231 120V119H230ZM257 120V121H256ZM55 121V120H54ZM68 121V122H69ZM123 121V120H122ZM129 121V120H128ZM150 121H148V122H150ZM164 121V122H163ZM167 121V120H166ZM199 121V120H198ZM53 122V121H52ZM71 122V121H70ZM74 122V121H73ZM109 122H111V120L109 121ZM109 122H108V124H109ZM132 122V121H131ZM158 122V121H157ZM231 122V121H230ZM20 123V122H19ZM50 123H51V121H50ZM169 123V122H168ZM198 123V122H197ZM260 123V122H259ZM258 123V124H259ZM52 124V123H51ZM55 125H56V123H54ZM147 124V123H146ZM151 124H153V123H151ZM234 124V123H233ZM262 123H260V125H261ZM16 125V124H15ZM47 125H48V123H47ZM58 125V124H57ZM74 125V124H73ZM107 125V124H106ZM153 125H157V123L156 124H153ZM152 125V126H153ZM166 125H167V123H166ZM199 125V124H198ZM264 125V124H263ZM6 126V125H5ZM46 126V125H45ZM78 126V125H77ZM80 126V125H79ZM122 126H124L123 125V123H122ZM159 126V125H158ZM157 126V127H158ZM262 126V125H261ZM261 126L259 127V128H261ZM15 128H17L16 126H14ZM56 127V126H55ZM81 127V126H80ZM79 127V128H80ZM108 127V126H107ZM106 127V128H107ZM153 127H156V126H153ZM156 127V128H157ZM161 127V126H160ZM163 127V126H162ZM166 127V126H165ZM200 127V126H199ZM223 127V126H222ZM7 128V127H6ZM13 128V127H12ZM20 128V127H19ZM24 128H26V127H24ZM28 128V127H27ZM48 128V127H47ZM63 128V129H64ZM182 128V127H181ZM225 128V127H224ZM233 128V127H232ZM51 129V128H50ZM62 129V128H61ZM62 129V130H63ZM78 129V128H77ZM83 129V128H82ZM177 129V128H176ZM12 130H14V129H12ZM61 130V131H62ZM69 130V129H68ZM123 130V129H122ZM149 130H151V129H149ZM164 130V129H163ZM231 130V129H230ZM31 132L33 131V130H30ZM72 131V130H71ZM128 131H129V129H128ZM196 131H197V133L196 134H199V132H201V131H198V128H196ZM204 131V130H203ZM234 131V130H233ZM258 131V129L255 131V132H257ZM3 132H5V131H3ZM14 132V131H13ZM20 132V131H19ZM18 132V133H19ZM31 132H29V134L31 133ZM51 132H53V131H51ZM55 133H56V131H54ZM104 132V131H103ZM159 132V131H158ZM158 132H156V133H158ZM175 132V131H174ZM125 133V132H124ZM129 133V132H128ZM151 133V132H150ZM155 133V134H156ZM162 133V132H161ZM176 133H177V131H176ZM179 133V132H178ZM202 133V132H201ZM258 133V132H257ZM21 134V133H20ZM20 134H18L19 136H20ZM28 134V133H27ZM32 134V133H31ZM53 134V133H52ZM68 134V133H67ZM74 134H75V132H74ZM78 134V133H77ZM76 134V135H77ZM110 134V133H109ZM108 134V135H109ZM125 134H127V133H125ZM131 134V133H130ZM154 134V133H153ZM183 134H185V133H183ZM203 134V133H202ZM14 134L12 133H10V130L8 129V130H6V132H5V134L3 135V133L1 132V129H0V148L2 149L1 151H0V155H2L1 157H0V168H3V169H6L7 168V170H8V168L10 167V170H14V169H16V167L18 168V174H19V176H20V183H18V181L15 179V175H13L14 173H12V175H3V177H1L0 178V184H1V189H0V203L2 204V201L5 203V202H10L11 204H9L10 206H8L7 208H9V211H7V214H5V215H3V216H0V245H2V243L4 244V242H7V241H5V238H6V235H10L11 233H13V231L18 227V224H17V222L18 221H16V219L18 218V216L19 215H21V214H23V215H28L29 217H30V219L29 220H31V221H33V223L36 225V223H37V225L36 226H41V227H43V229L45 228V226H48L49 228H51L52 230L54 229V231L55 230H57V233L59 234V232L61 231L60 229L62 228L61 226H63V225H65V227H64V229H62L64 232H60V233H64L63 235H66L69 231H71V232H73V234L76 236V237H79V238H74V235L71 233V232H69V233H71V234H69V235H71L72 236V238H71V241H73L74 239H75V241H73V243H76V241H77V244H74L73 245V243L71 244L70 243V246L72 245V246H75V245H77V246H83V247H75V249H77L78 248V250H80L81 251V255H79V254H77L79 251L78 250H75L76 251V254L78 255L77 257H75V258H77L78 260H80L79 259V257L81 258V261H79V262H81V264H82V261H83V264H123V263H114L115 262V259L113 258V260L111 261L110 259H109V261H106L105 260V258L104 259H101V261H100V263L98 262L99 260H97L98 259V257L97 258H95V256H93V255H90V254H93V253H90V252H88V250L89 251H91V252H93L94 250H96L97 251V249H98V246L100 245V244H103L104 245V243H109L112 247H114L116 250L115 251H117V250H119L118 252L120 253L119 255L121 256V258L123 257L124 258V260L126 259V261H128V263H130V264H132L133 262L135 263V264H137V262H135V261H133V260H131V259H133V258H131V257H133L134 255L132 254H130V251H132V248H130L131 246H129V243L130 242H132L133 243V241H134V244L135 245H137L136 243H135V241L137 242L138 241V243L140 244V246H147V245H149L150 246V248L152 249L151 250V252H156L158 255L157 256H159V258L160 259H157V258H155V259H152V258H154V257H151L152 256V254L150 255V257H151V261H156L157 263H159V262H161V257H164L165 256V258L167 257L166 255L169 253H173V255L177 252H175V250L177 249V247L175 248L174 246L177 244V243H175V245H174V239L173 238H177V237H180V238H182V236L183 235H185L186 237H187V239H190V240H193L194 238L196 239V240H198L199 238H202L203 236H200V237H196V236H199L198 234L195 236V233L197 232V231H199V230H197L196 232L194 231V229H196L197 228V225L196 226H194V218L192 217V219L191 218H187V220H186V224H184L185 226H184V228L182 229V230H184V233L182 234L181 232H179V231H181V230H177V233L179 232V233H181V234H179V236L178 235H176L175 237H173V234H169V233H167V232H158V235L156 234V235H154L152 232H153V230L151 231V230H148V235H147V231H145V232H143V233H146V235L145 236H141V235H137L136 233L137 232H139V231H137L138 230V228H136V229H134V230H136L137 232L135 233V231L134 232H131L130 233V231H128V234H124V236L125 237H122V235H121V237L122 238H120V235H118V234H116V233H118V232H116V229H118V228H116L114 225V223L115 222H110L109 220L107 221V218L106 217H104V218H106V219H104V221H100L101 223L99 224L100 226H99V228L97 229L98 231H94L95 229H93L92 231H91V229H90V234H88L89 235V237H88V241H87V239H85L84 237H86V236H84V237H81V236H83V235H81V233H78V230H76V228L75 227H78V226H76V225H74L75 223H74V220L76 219H74V215H75V211H76V208H78V206L74 209V207H75V205L73 206V201H72V197H73V192H72V190L74 189H72L71 190V185L69 184V182H65V180H63V178H61V176L59 175V176H56V175H58V172H56V171H58V170H60L59 168L58 169H56V173L55 172H51V173H53V174H51V173H48V172H50V171H48L47 172V170L43 167L45 164H42L41 162L40 163H38L37 161V165H35L34 163H35V161H33L34 163L32 164V161L30 162L29 160L27 161V160H24V159H26V157L24 158V159H20L19 157L17 158V156H18V153H20V151L22 150L21 148H19V149H21L20 151L19 150H16L15 149V145H17V144H15V138H14V136H13ZM25 135V134H24ZM23 135V136H24ZM57 135V134H56ZM63 135V134H62ZM64 135H65V131H64ZM83 135V134H82ZM152 135V134H151ZM158 135L160 136V134L158 133ZM158 135H156V136H158ZM177 135V134H176ZM204 135H207L205 132H204ZM203 135V136H204ZM16 136V135H15ZM67 136H69V135H67ZM102 136H103V134H102ZM105 136V135H104ZM107 136V135H106ZM125 136V135H124ZM126 136H128V135H126ZM154 136V135H153ZM156 136H154V137H156ZM203 136L201 135V138H203ZM17 137V136H16ZM28 137V136H27ZM26 137V138H27ZM32 137V136H31ZM54 137V136H53ZM56 137V136H55ZM58 137V136H57ZM66 137V136H65ZM71 137V136H70ZM78 137H80V136H78ZM109 137V136H108ZM131 137V136H130ZM179 137V136H178ZM200 137V136H199ZM212 137H214V135L212 136ZM217 137V136H216ZM230 137H231V135H230ZM229 137V138H230ZM19 138H22V137H19ZM29 138V137H28ZM75 138V137H74ZM85 138V137H84ZM84 138H82V139H84ZM103 138H106V137H103ZM117 138V139H116ZM147 138V137H146ZM160 138H162L161 136H160ZM194 138H195V136H194ZM205 138V137H204ZM243 138V139H244ZM18 139V138H17ZM16 139V140H17ZM24 139V138H23ZM23 139H21V141L23 140ZM58 139V138H57ZM65 139V138H64ZM68 139V138H67ZM70 139V138H69ZM72 139V138H71ZM112 139V140H113ZM155 139V138H154ZM169 139V138H168ZM172 139V138H171ZM196 139V138H195ZM219 139V138H218ZM241 139V141H242V143H243V139L242 138H240ZM244 139V140H245ZM252 139H254L255 140V138H253L252 137ZM20 140V139H19ZM27 140V139H26ZM55 140V139H54ZM66 140V139H65ZM108 140H109V138H108ZM114 140L112 141V142H114ZM117 140H118V142H117ZM214 140H217V138H215L214 137V139L212 140V141H214ZM229 140H232V139H229ZM29 141V140H28ZM56 141V140H55ZM127 141V140H126ZM131 141V140H130ZM173 140H171V142H172ZM197 141V140H196ZM200 141V140H199ZM198 141V142H199ZM237 141V140H236ZM19 142V141H18ZM22 142H24V141H22ZM54 142V141H53ZM69 142V141H68ZM71 142H73V141H71ZM83 142V141H82ZM146 142V141H145ZM151 142H152V144H153V146H155L156 147V142H160V141H158V140H156L155 141V145H154V141L153 140H151ZM170 142V143H171ZM222 142V141H221ZM220 141L218 142L217 141V143H221ZM224 142H228L227 140L226 141H224ZM16 143H17V141H16ZM29 143V142H28ZM33 143V142H32ZM55 143H57V141L55 142ZM66 143V142H65ZM64 143V144H65ZM70 143V142H69ZM74 143V142H73ZM78 143V142H77ZM109 143V142H108ZM120 143V142H119ZM118 143V144H119ZM149 143V142H148ZM169 143V141L167 142V144ZM197 143V142H196ZM205 143V142H204ZM214 143V142H213ZM229 144H230V142H228ZM228 143H226V144H228ZM24 144V143H23ZM31 144V143H30ZM99 144V143H98ZM126 144V143H125ZM133 144V143H132ZM143 144V143H142ZM200 144V143H199ZM206 144V143H205ZM205 144H203V145H205ZM228 144V145H229ZM232 144V143H231ZM236 144V143H235ZM235 144L233 143V145L235 146ZM238 144H240V143H238ZM237 144V145H238ZM25 145V144H24ZM26 145H28V144H26ZM58 145V144H57ZM60 145V144H59ZM66 145V144H65ZM91 145H93V144H91ZM95 145V144H94ZM113 145V144H112ZM126 145H128V144H126ZM165 145V144H164ZM170 145V144H169ZM172 145V144H171ZM198 144H196V146L194 147V148H196V149H194V150H190V152L191 153H189V156H191L192 157V159H191V157H190V159H189V164H187L186 166H187V168H185V170H186V174H187V182H189L190 184H191V182H194L195 180H193V179H199V178H201L202 177V174L201 173H203V172H200V170L202 171V168L201 169H198L199 167H200V165H201V162H200V156L199 155H197V153H199V150H200V152L202 153V151H204V149L203 150H201V146L200 145H198ZM202 145V144H201ZM224 145H225V143H224ZM232 145V146H233ZM236 145V146H237ZM242 144H240V146H241ZM21 146H23L22 144H21ZM28 146H30V145H28ZM96 146V145H95ZM133 146V145H132ZM148 146V145H147ZM166 146H168V145H166ZM214 146H215V143H214ZM220 146V145H219ZM219 146L217 145L216 147H218L219 148ZM222 146V145H221ZM227 146V145H226ZM230 146V145H229ZM228 146V148L229 149H224V151H227L226 153H225V155L227 156V158L228 157H230V155H231V150L234 148V147H229ZM23 147H25V146H23ZM55 147V146H54ZM102 147V146H101ZM118 147V146H117ZM129 147V146H128ZM131 147V146H130ZM141 147H143L144 148V146L142 145ZM161 147H162V142H161ZM165 147V146H164ZM207 147V146H206ZM206 147H205V152H206ZM18 148V147H17ZM33 148V147H32ZM57 148V147H56ZM106 148H108V147H106ZM127 148V147H126ZM145 148H146V146H145ZM189 148V149H190ZM209 148V147H208ZM210 148H212V147H210ZM223 148H224V146H223ZM227 148V147H226ZM110 149V148H109ZM113 149V148H112ZM123 149H125V147L123 148ZM131 149V148H130ZM159 149H160V146H159ZM164 149V148H163ZM188 149V148H187ZM214 149V148H213ZM219 149H222V147H220ZM219 149H216V150H219ZM236 149H237V147H236ZM235 149V150H236ZM27 150V149H26ZM25 149H24V151H26ZM29 150H31V149H29ZM33 150V149H32ZM31 150V151H32ZM37 150H38V148H37ZM59 150V149H58ZM95 150V149H94ZM101 150V149H100ZM104 150V149H103ZM107 150V149H106ZM133 150V149H132ZM149 150V149H148ZM171 150V149H170ZM216 150L215 151H212V152H215L216 153ZM16 151H19L18 153L16 152ZM23 151V152H24ZM34 151H35V149H34ZM64 151H65V148H64ZM88 151V150H87ZM93 151V150H92ZM112 151V150H111ZM153 151V149L151 150V152ZM169 151V150H168ZM192 151H194V152H196V155H195V153L194 154H192L193 152ZM223 151V150H222ZM221 150H220V152H222ZM22 152V151H21ZM37 152V151H36ZM38 152H40V149L38 150ZM99 152V151H98ZM97 152V153H98ZM158 152V151H157ZM163 152V151H162ZM161 152V153H162ZM208 152V151H207ZM16 153H17V156H16ZM25 153V152H24ZM31 153V152H30ZM33 153H35V152H33ZM90 153V152H89ZM127 153H128V151H127ZM146 153V152H145ZM147 153H148V151H147ZM165 153H166V150H165ZM218 154L216 155V154H214L216 157H214V158H216V159H219V158H217V156H219V155H221V156H223L221 153H219V152H217ZM27 154V153H26ZM29 154V153H28ZM32 154V153H31ZM53 154H55V153H53ZM52 154V155H53ZM66 154V153H65ZM104 154V153H103ZM108 153H106V155H107ZM110 154V153H109ZM108 154V155H109ZM112 154V153H111ZM132 154V153H131ZM134 154V153H133ZM149 154H151V153H149ZM190 154H192V155H190ZM23 155V154H22ZM21 155V156H22ZM37 155V154H36ZM35 155V156H36ZM40 155V154H39ZM38 155V156H39ZM69 155V154H68ZM94 155V154H93ZM100 155H102V154H100ZM105 155V154H104ZM143 155H145V154H143ZM29 156V155H28ZM32 156V155H31ZM37 156V157H38ZM44 156V155H43ZM42 156V157H43ZM54 156V155H53ZM56 156H57V153H56ZM98 156H99V153H98ZM202 156V155H201ZM204 156H207L206 154L204 155ZM226 156H224V157H226ZM22 157H24V156H22ZM36 157V158H37ZM40 157H41V155H40ZM58 157V156H57ZM68 157V156H67ZM104 157V156H103ZM103 157L101 158L102 160L101 161H104L103 160ZM109 157V156H108ZM124 157V156H123ZM136 157V156H135ZM153 157V156H152ZM203 157V156H202ZM210 157H212L213 158V156H210ZM232 157H233V155H232ZM231 157V158H232ZM28 158H30V157H27V159ZM36 158L34 159V160H36ZM48 158V157H47ZM55 158V157H54ZM69 158V157H68ZM71 158V157H70ZM93 158V157H92ZM126 158V157H125ZM148 158V157H147ZM187 158H189V157H187ZM227 158H225V159H227ZM17 159H19V160H17ZM33 159V158H32ZM38 159H40L41 160V158H38ZM37 159V160H38ZM51 159H53V158H51ZM84 159V158H83ZM91 159V158H90ZM97 159H98V157H97ZM153 159V158H152ZM205 159V158H204ZM208 159H209V157H208ZM235 159V158H234ZM40 160H38V161H40ZM44 160V159H43ZM43 160H41V161H43ZM45 160H47V159H45ZM44 160V161H45ZM54 160V159H53ZM57 160V159H56ZM70 160V159H69ZM72 160V159H71ZM74 160V159H73ZM96 160V159H95ZM98 160H100V159H98ZM109 160V159H108ZM215 160V159H214ZM220 160H221V157H220ZM230 160V159H229ZM232 161H233V159H231ZM17 161H19V163H17ZM49 161V160H48ZM55 161V160H54ZM58 161V160H57ZM60 161H62V158H61V160ZM66 161H67V159H66ZM65 161V162H66ZM90 161V160H89ZM121 161V160H120ZM134 161H135V159H134V157H131L130 156V154H129V159H127V161H125V162H127V164L129 165V166H133L132 164H135L134 163ZM202 161H203V159H202ZM213 161V160H212ZM219 161V160H218ZM53 162V161H52ZM56 162V161H55ZM59 162V161H58ZM71 161H69V163H70ZM73 162V161H72ZM71 162V163H72ZM85 162V161H84ZM98 162V161H97ZM139 162V161H138ZM151 162V161H150ZM206 162V161H205ZM220 162V161H219ZM44 163V162H43ZM50 163H51V161H50ZM54 163V162H53ZM62 163V162H61ZM103 163V162H102ZM207 163V162H206ZM40 164V165H39ZM73 164V163H72ZM71 164V165H72ZM103 164H105V163H103ZM102 164V165H103ZM140 164V163H139ZM146 164V163H145ZM204 164V163H203ZM202 164V165H203ZM34 165V166H33ZM43 165V166H42ZM48 165V164H47ZM64 165H65V163H64ZM110 165V164H109ZM113 165V164H112ZM120 164L118 163L117 165H115V166H119ZM123 165V164H122ZM122 165H120L119 167H116V169H115V171H110V172H114L115 173V175H116V178H117V182H118V184H120L121 185V183H124L123 182V175H122V173L121 172H124V171H122V167L124 166H122ZM138 165V164H137ZM136 165V166H137ZM147 165V164H146ZM185 165V164H184ZM201 165V166H202ZM214 165H215V163H214ZM49 166H50V164H49ZM53 166V165H52ZM52 166H51V169H52ZM55 166V165H54ZM62 166V165H61ZM99 166H100V164H99ZM106 166V165H105ZM135 166V167H136ZM208 166V165H207ZM220 166V165H219ZM223 166V165H222ZM57 167V166H56ZM66 167V166H65ZM88 167V166H87ZM95 167H96V164H95ZM139 167H140V165H139ZM144 167V166H143ZM204 167H206V165H204ZM218 167V166H217ZM67 168H69V167H67ZM85 168H86V166H85ZM92 168V167H91ZM102 168V167H101ZM100 168V169H101ZM125 168V167H124ZM134 168V167H133ZM54 169V168H53ZM54 169V170H55ZM64 169V168H63ZM108 169V168H107ZM136 169V168H135ZM145 169V168H144ZM150 169V168H149ZM205 169V168H204ZM221 170H220V178L218 179V181H222V184H224V183H226L225 181H230L229 183H232V180H231V178L230 177H228V175H229V173H228V171L226 170V169H224V171L222 170V167L220 168ZM62 170V169H61ZM99 170V169H98ZM103 170V169H102ZM105 170V169H104ZM130 170V169H129ZM9 171V170H8ZM14 171H16V170H14ZM13 171V172H14ZM65 171H66V168H65ZM65 171H63V172H65ZM106 171V170H105ZM130 171H132V170H130ZM60 172V171H59ZM62 172V171H61ZM125 172H126V170H125ZM142 172V171H141ZM185 172V171H184ZM68 173V172H67ZM87 173V172H86ZM99 173H100V171H99ZM143 173H144V171H143ZM206 173V172H205ZM205 173H203V174H205ZM209 173V172H208ZM207 173V174H208ZM10 174V173H9ZM56 174V175H55ZM60 174V173H59ZM62 174V173H61ZM85 174V173H84ZM104 174V173H103ZM131 174V173H130ZM140 174V173H139ZM199 174H201V176L200 177H198V175ZM217 174H218V172H217ZM72 175V174H71ZM91 176H93L92 175V173L90 174ZM145 175V174H144ZM15 176V177H14ZM73 176V175H72ZM86 176V175H85ZM88 176V179L90 178V176H89V174L87 175ZM128 176V175H127ZM197 176V177H196ZM217 176H219V175H217ZM64 177V176H63ZM69 177H70V175H69ZM94 177H96V176H94ZM94 177L92 178V179H94ZM168 177H171V176H168ZM167 177V178H168ZM196 177V178H195ZM205 177V176H204ZM203 177V178H204ZM75 178H77V176H75ZM131 178H132V176H131ZM147 178V177H146ZM230 178V179H229ZM72 179V178H71ZM92 179H89V183H90V180H92ZM97 179H98V175H97ZM96 179V180H97ZM144 179V178H143ZM148 179H150V178H148ZM196 179V180H197ZM228 179V180H227ZM76 180V179H75ZM81 180V179H80ZM99 180V179H98ZM145 180H147V179H145ZM144 180V181H145ZM174 180V179H173ZM186 179H184V181H185ZM88 181V180H87ZM94 181V180H93ZM100 181V180H99ZM116 181V180H115ZM140 181V180H139ZM143 181V182H144ZM149 181V180H148ZM167 181V180H166ZM170 181H171V179H170ZM183 181V182H184ZM203 181V180H202ZM70 182H71V180H70ZM73 182V181H72ZM71 182V183H72ZM84 182H86L85 180H84ZM106 182V181H105ZM104 182V183H105ZM146 182V181H145ZM153 182H154V180H153ZM174 182V181H173ZM73 183H75V182H73ZM83 183V182H82ZM88 183V182H87ZM95 183V182H94ZM97 183V182H96ZM99 183H101V182H99ZM107 183V182H106ZM129 183H131V182H129ZM152 183V182H151ZM151 183H149V184H151ZM157 183V182H156ZM160 183H162V184H164L165 182H160ZM195 184V186H196V183L197 182H194ZM228 183V184H229ZM86 184V183H85ZM98 184V183H97ZM97 184H94L93 185V182H92V184L90 183V186L92 185L93 187L95 186V185H97ZM142 184H144V183H142ZM148 184V183H147ZM148 184V185H149ZM166 185H167V183H165ZM164 184V185H165ZM168 184H169V182H168ZM184 184V183H183ZM227 184V185H228ZM107 185V184H106ZM145 185V184H144ZM147 185V186H148ZM152 185V184H151ZM157 185V184H156ZM165 185V186H166ZM170 185V184H169ZM178 185V184H177ZM185 185V184H184ZM186 185H188V184H186ZM231 185V184H230ZM252 185V184H251ZM250 185V186H251ZM71 186V187H70ZM87 186H89V184L87 185ZM91 186V187H92ZM123 186V185H122ZM168 186V185H167ZM190 186H193V185H190ZM195 186H193V187H195ZM237 187L239 186V188L241 187V185H236ZM236 186H234V189H236L237 190V188H235ZM249 186V187H250ZM253 187H254V185H252ZM256 186V185H255ZM108 187V186H107ZM119 187V186H118ZM143 187V186H142ZM145 187V186H144ZM164 187V186H163ZM172 186H170V188H171ZM175 187V186H174ZM174 187H172V188H174ZM186 187H189V185L188 186H186ZM185 187V188H186ZM197 187H198V185H197ZM197 187H195V188H197ZM225 187V186H224ZM227 187H229V185L227 186ZM256 187H258V186H256ZM75 188H76V186H75ZM85 188V187H84ZM100 188V187H99ZM102 188V187H101ZM115 188V187H114ZM117 188V187H116ZM149 188V187H148ZM160 188V187H159ZM168 188V187H167ZM170 188H169V190H170ZM171 188V190H172V192H173V189ZM194 188V191H196V189ZM252 188V187H251ZM255 188V187H254ZM254 188H252V189H254ZM68 189H70V191L68 190ZM96 190H97V188H95ZM102 189H105V187L104 188H102ZM109 189V188H108ZM112 189V188H111ZM147 189V188H146ZM162 189V188H161ZM198 189V188H197ZM202 189V188H201ZM201 189L199 188V193H200V191H201ZM227 189V188H226ZM240 189H242V188H240ZM243 189H246V187L245 188H243ZM76 190V189H75ZM107 190V189H106ZM105 190V191H106ZM113 190V189H112ZM118 190H120V189H118ZM151 190H152V187H151ZM155 190V189H154ZM154 190H152V191H154ZM159 190V189H158ZM187 190H189V189H187ZM221 190V189H220ZM224 191H226L225 190V188L223 189ZM239 190V189H238ZM237 190V191H238ZM247 190V189H246ZM249 190V189H248ZM251 190V189H250ZM249 190V192H251L250 193V195L251 194H253V196L254 197H256L257 195V193H259V192H253L252 190L250 191ZM69 191V192H68ZM117 191V190H116ZM191 191V190H190ZM192 191H193V189H192ZM208 192L207 193H209V190H207ZM210 191H212V190H210ZM214 191V190H213ZM212 191V192H213ZM243 191V190H242ZM79 192V191H78ZM86 192V191H85ZM94 192V191H93ZM101 192V191H100ZM155 192V191H154ZM157 192V191H156ZM223 192V191H222ZM235 193H236V191H234ZM246 192H248V191H246ZM244 193L245 194V197L243 196L242 197V194H240V195H235V196H237L236 197V199L237 200H239V201H241V200H243L244 201V199H246V198H250L251 196H248V193ZM76 193H77V190H76ZM75 192H74V194H76ZM95 193V192H94ZM107 193H108V191H107ZM116 193V192H115ZM148 193V192H147ZM146 193V194H147ZM150 193V192H149ZM148 193V195H149V197H151V200H152V196L150 195V194H152L153 195V193H150L149 194ZM169 193V192H168ZM192 193V195H193V192H191ZM197 193V192H196ZM199 193H197L198 195H199ZM215 193H217L216 195L218 196V192H215ZM219 193H220V191H219ZM232 193H233V191H232ZM264 193V192H263ZM69 195V197H65V196H68ZM78 194H80V193H78ZM98 194V193H97ZM103 194H104V192H103ZM109 194V193H108ZM113 194V193H112ZM141 193L139 192V195H140ZM212 194H214V193H212ZM222 194V193H221ZM243 194V195H244ZM260 194V193H259ZM92 195V194H91ZM98 195H100V193L98 194ZM97 195V196H98ZM110 195V194H109ZM108 195V196H109ZM113 195H115V194H113ZM167 195V194H166ZM170 195V194H169ZM175 195V194H174ZM192 195H191V197H192ZM225 195V194H224ZM64 196V199H66V200H61V199H59L60 197L62 198ZM79 196H81V195H79ZM93 196V195H92ZM101 196V195H100ZM111 196V195H110ZM202 196V195H201ZM200 196V197H201ZM216 196V197H217ZM221 196V195H220ZM232 196H234V193H233V195ZM248 196V197H247ZM253 196L251 197L252 199H256V198H253ZM263 197L264 196V194L262 195H258V198L259 197ZM75 197V196H74ZM83 197V196H82ZM89 197V196H88ZM94 197V196H93ZM147 197V196H146ZM149 197H147V198H149ZM171 197V196H170ZM200 197H199V199H200ZM241 197L242 198H244V199H241ZM262 197H261V199H262ZM119 198V197H118ZM173 198V197H172ZM192 198H194V197H192ZM196 198L197 197H195V200H196ZM212 198V197H211ZM213 198H214V196H213ZM212 198V199H213ZM234 198V197H233ZM75 199H76V197H75ZM91 200V197L90 198H88L87 200ZM110 199V198H109ZM191 199V198H190ZM222 199V198H221ZM241 199V200H240ZM260 199V198H259ZM60 200V202L61 203H63L64 204V202L66 201V209L64 208H62V207H60L59 206V203H58V201ZM78 200V199H77ZM83 200V199H82ZM93 200H94V198H93ZM93 200H91V202L89 203V202H87V205L85 204V205H82L83 207L85 206V209H86V206H89V207H91L92 208V206H96L97 207V203L95 202V201H93ZM198 200V199H197ZM196 200V201H197ZM201 200H202V197H201ZM200 200V201H201ZM216 199L214 198V201H215ZM218 200H219V198H218ZM249 202H251V200H249V199H247ZM199 201V202H200ZM217 201V200H216ZM215 201V202H216ZM253 201V200H252ZM257 201V200H256ZM255 201V202H256ZM261 200H259V202H260ZM263 201V200H262ZM261 201V202H262ZM75 202V201H74ZM76 202H79V200L78 201H76ZM82 202V201H81ZM84 202V201H83ZM82 202V203H83ZM198 202V201H197ZM234 202H237V201H234ZM234 202H233V204H232V202H229V203H227V202H221V204L222 203H224L223 204V206L221 205V206H219V204L218 205H215V216L213 215V221H214V234L218 237V241L212 246V244H210L209 246H212V247H208V245L207 244H205L203 241V243L202 244H199V245H201L202 247H200L201 249L199 250V252L198 253H195L194 252V255L193 256H195V254H196V256H195V258L197 259H194L193 257H192V253L193 252H191V257H192V259H194V260H196V264H213V262L215 261L217 264H264V230H262V229H264V227H262V229H261V227L259 226V229H260V231H259V233L257 234V233H255L256 234V237H252V236H255V235H252L251 237L249 236L250 235V230L251 229H253V231L252 232H254V229H255V231L257 232V228H258V224H259V222H258V217L260 216V214H257L256 212H254L253 210H250V209H248L249 211H253V213H256V214H253L252 212H250V214L252 213V215L254 216H256V215H259V216H257V220H256V218L255 217H252V218H254V220L252 219V220H247V219H244V220H242V224L240 225V226H238V224L237 223H235V216L232 214L233 212H232V210H230V209H232L233 207H234ZM249 202H246L245 201V203H249ZM259 202H257V203H259ZM86 203V202H85ZM154 203V202H153ZM191 203V202H190ZM200 203H203V201H201ZM220 203V202H219ZM237 203H239V202H237ZM244 203V202H243ZM245 203L243 204L244 206H245ZM263 203V205H264V202H262ZM101 204V203H100ZM156 204V203H155ZM198 204V203H197ZM242 204V203H241ZM250 204V203H249ZM249 204L247 205V207H249ZM2 205H5V204H2ZM79 205V204H78ZM99 205V204H98ZM201 206H202V204H200ZM233 205V206H232ZM257 205V204H256ZM263 205L261 206V207H263ZM238 206H239V204H238ZM242 205H240V207H241ZM251 206H253V205H250V207ZM154 207H157V206H154ZM158 207H159V205H158ZM189 207V206H188ZM235 207H237V206H235ZM247 207H245V208H247ZM253 207H255V206H253ZM258 207H259V205H258ZM257 206H256V209L258 208ZM260 207V208H261ZM80 208V207H79ZM241 208H243V207H241ZM244 208V209H245ZM88 209V208H87ZM86 209V210H87ZM94 209V208H93ZM92 209V210H93ZM96 209V208H95ZM235 209V208H234ZM254 209V208H253ZM191 210V209H190ZM259 210V209H258ZM3 211V210H2ZM2 211H0V214L2 215ZM84 211V210H83ZM90 211V210H89ZM94 211V210H93ZM93 211H91V212H93ZM212 211V210H211ZM231 211V212H230ZM245 211H247V209L245 210ZM249 211H247L248 213H246V215L248 214L249 215ZM260 211H262V209L261 210H259V213H260ZM264 211V210H263ZM90 212V213H91ZM191 212V211H190ZM189 213V212H188ZM213 213V214H214ZM77 214V213H76ZM85 214V213H84ZM92 214V213H91ZM264 214V212H261V215H263ZM11 215V216H10ZM87 215V214H86ZM86 215L84 216V217H86ZM78 216V215H77ZM89 216V215H88ZM118 216V215H117ZM28 217V218H29ZM82 217V216H81ZM90 217V216H89ZM111 217H112V215H111ZM262 217V216H261ZM260 217V218H261ZM25 218V217H24ZM77 218H79V217H77ZM109 218V217H108ZM247 218V217H246ZM264 218V217H263ZM263 218H261L262 220H264ZM82 219V218H81ZM87 219V218H86ZM120 219V218H119ZM157 219V218H156ZM155 218L153 219V220H151L150 222H151V227L155 230L156 228H157V226H160L159 225V223H161V222H159L158 220H156ZM249 219V218H248ZM251 219V218H250ZM261 219H260V224L259 225H261L262 223V221H261ZM88 220V219H87ZM113 220V219H112ZM160 220V219H159ZM184 220V219H183ZM197 220V219H196ZM195 220V221H196ZM16 221V222H15ZM21 221V220H20ZM26 221V220H25ZM30 221V222H31ZM77 221V220H76ZM161 221V220H160ZM251 221H253V222H251ZM27 222V221H26ZM116 222H117V220H116ZM197 222V221H196ZM20 223V222H19ZM27 223H29V221L27 222ZM33 223H31V224H33ZM197 223H199V222H197ZM26 224V223H25ZM24 224V225H25ZM39 224V225H38ZM77 224V223H76ZM80 224V223H79ZM78 224V225H79ZM82 224V223H81ZM28 224H26V226H27ZM83 225H84V223H83ZM89 225V224H88ZM91 225V224H90ZM182 225H183V223H182ZM181 225V227H183ZM262 225H264V222H263V224ZM261 225V226H262ZM17 226V227H16ZM25 226V227H26ZM33 226V225H32ZM85 226V228L87 227V224L86 225H84ZM83 226V227H84ZM127 226V225H126ZM134 227H135V225H133ZM133 226H131L132 227V229H133ZM163 226H165V224L163 225ZM40 227V228H41ZM48 227L46 228V232L48 231L47 229H48ZM61 227V228H60ZM82 227V226H81ZM129 227V226H128ZM130 227V228H131ZM138 227V226H137ZM156 227V228H155ZM180 227V228H181ZM196 227V228H195ZM30 228H31V226H30ZM33 228H35V227H33ZM33 228H31V230L33 229ZM65 228L67 229L68 228V230H66L65 231ZM88 228V227H87ZM86 228V229H87ZM119 228H121V227H119ZM125 228V227H124ZM140 229L142 228L141 226L139 227ZM152 228H150V229H152ZM170 228V227H169ZM169 228H166V229H168L169 230ZM79 229V228H78ZM86 229H84L85 231H86ZM129 229V228H128ZM132 229H131V231H132ZM139 229V230H140ZM144 229V228H143ZM143 229L142 230H140V232H142L143 231ZM148 229V228H147ZM28 230V229H27ZM34 230V229H33ZM60 230V231H59ZM81 230V229H80ZM80 230H79V232H80ZM88 230H89V228H88ZM160 230V229H159ZM176 230V229H175ZM59 231V232H58ZM77 231V232H76ZM82 231H83V229H82ZM150 231V232H149ZM161 231H162V228H161ZM163 231H165V230H163ZM167 231V230H166ZM170 231H171V229H170ZM35 232V231H34ZM45 232V231H44ZM49 232H51L50 230H49ZM65 232H66V234H65ZM87 232V231H86ZM91 232H95L93 235L91 234ZM116 232V233H115ZM127 232V231H126ZM139 232V233H140ZM155 232V231H154ZM169 232V231H168ZM176 232V231H175ZM183 232V231H182ZM36 233H37V231H36ZM76 233V234H75ZM83 233H85V232H83ZM143 233H141V234H143ZM150 233H152V234H150ZM14 234V233H13ZM13 234H12V236H13ZM16 234V233H15ZM40 234V233H39ZM42 234V233H41ZM49 234V233H48ZM78 234H79V236H78ZM35 235V234H34ZM44 235V234H43ZM50 235V234H49ZM56 235V234H55ZM54 235V236H55ZM81 235V236H80ZM85 235H87V234H85ZM118 235V236H117ZM127 235V236H126ZM201 235H204V234H201ZM33 236V235H32ZM41 236V235H40ZM39 235H38V237H40ZM46 236V235H45ZM48 236V235H47ZM259 236V237H258ZM13 237H15V236H13ZM84 238L87 242H88V244L86 243L85 244V241L84 240H80L81 238ZM118 237H119V239H118ZM67 238V237H66ZM11 239V238H10ZM10 239H8L7 238V240H10ZM185 239V238H184ZM203 239V238H202ZM201 239V240H202ZM262 239V240H261ZM12 240H13V238H12ZM15 240V239H14ZM80 240V243L78 242ZM178 240V239H177ZM200 240V239H199ZM198 240V241H199ZM200 240V241H201ZM82 241V242H81ZM206 241V240H205ZM10 242V241H9ZM68 242H70V241H68ZM68 242H67V244H68ZM177 242V241H176ZM181 242V241H180ZM180 242H178V243H180ZM189 242V241H188ZM206 242H208V241H206ZM11 243V242H10ZM80 245H79V244ZM6 244V243H5ZM8 244V243H7ZM82 244H85V245H82ZM138 244V245H139ZM9 245H11V244H9ZM137 245V246H138ZM177 245H179V244H177ZM176 245V246H177ZM207 245V246H206ZM69 246V247H70ZM106 246V245H105ZM137 246H136V248H137ZM182 246V245H181ZM103 247V246H102ZM134 247V246H133ZM142 247H139V248H142ZM143 247V251L141 250V251H139L138 253H136L137 255H135V256H137V258H138V254L141 252H146V255H145V253L143 254V255H145V256H147L148 257V254H147V252L148 251H144L145 250V248ZM73 249H74V247H72ZM71 247H70V251H72L73 249H72ZM101 248V247H100ZM129 248H130V251H129ZM139 248H137L138 250H139ZM148 248V247H147ZM88 249V250H87ZM112 249V248H111ZM113 250V249H112ZM133 250H135V248L133 249ZM177 250H179V249H177ZM181 251H182V249H180ZM179 250V251H180ZM4 251V250H3ZM25 251V250H24ZM23 251V252H24ZM74 251V250H73ZM74 251V252H75ZM96 251H95V253H96ZM99 251H100V249H99ZM114 251V252H115ZM181 251H180V253H181ZM5 252H7L8 253V251H5ZM3 253L2 252V256L0 257V258H4V259H6V257H7V253ZM186 252V251H185ZM187 252H188V249H187ZM197 252V251H196ZM25 253H26V251H25ZM72 253V252H71ZM90 253V254H89ZM99 253V252H98ZM109 253V252H108ZM116 253V252H115ZM149 254H150V252H148ZM190 253V252H189ZM24 254V253H23ZM69 254H70V252H69ZM101 255H102V253H100ZM155 254V253H154ZM154 254H153V256H154ZM177 254V253H176ZM188 254V253H187ZM28 255V254H27ZM73 255H75V253L73 254ZM101 255H99L100 257H101ZM110 255V254H109ZM117 255V254H116ZM118 255V256H119ZM189 255V254H188ZM235 256L236 255V257L238 258L237 260H233V258H232V260L231 259H229L231 256ZM245 256V259H244V256ZM93 256V257H92ZM104 256V255H103ZM119 256V257H120ZM141 256V255H140ZM139 256V258H141ZM145 256H143V257H145ZM169 256V255H168ZM170 256H172L171 254H170ZM169 256V257H170ZM243 256V259H244V261L243 260H240V258ZM107 257H108V255H107ZM111 257H112V255H111ZM119 257H118V259H119ZM155 257H156V255H155ZM180 257H182V256H180ZM188 257H190V256H188ZM10 258V257H9ZM94 258L97 260V261H95L94 260ZM117 258V257H116ZM139 258H138V261H139ZM172 258V257H171ZM185 258H187L186 256H184L182 259H185ZM70 259V258H69ZM118 259L116 260V262L118 261ZM145 259H147V258H145ZM189 260H190V258H188ZM8 260V259H7ZM76 260V259H75ZM74 260V261H75ZM78 260H76V261H78ZM148 260V262H147V264H149L150 262H149V258L147 259ZM146 260V261H147ZM159 262H158V261ZM168 260H170V258H168ZM168 260H167V258H166V261L168 262ZM171 260H173V261H175L174 259H171ZM230 260H231V262H230ZM71 261V260H70ZM74 261H72L71 263H73ZM154 261H153V264H154ZM165 261V263L167 264V262ZM178 261V264H186V261L183 263V261H181V258H180V260L178 259L177 260ZM177 261H175V262H177ZM193 261V260H192ZM191 261V262H192ZM122 262V261H121ZM124 262V261H123ZM143 262H144V258H143ZM155 262V263H156ZM164 262V261H163ZM172 262V261H171ZM188 262V261H187ZM194 262V261H193ZM214 262V264H216ZM70 263V262H69ZM127 263V262H126ZM125 263V264H126ZM156 263V264H157ZM173 264H175L174 262H172ZM171 263V264H172ZM74 264H76V262H74ZM80 264V263H79ZM138 264H143L142 262H141V259H140V262H138ZM146 264V263H145ZM152 264V263H151ZM160 264V263H159ZM161 264H162V262H161ZM170 264V263H169ZM188 264V263H187ZM193 264V263H192Z\"/></svg>",
    "mask_w": 264,
    "mask_h": 264
}]
</instances>
